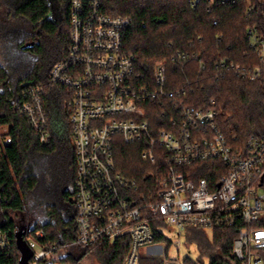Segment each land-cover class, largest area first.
<instances>
[{
    "label": "built area",
    "instance_id": "2783aa9c",
    "mask_svg": "<svg viewBox=\"0 0 264 264\" xmlns=\"http://www.w3.org/2000/svg\"><path fill=\"white\" fill-rule=\"evenodd\" d=\"M238 1L189 0L193 7L205 2L208 8ZM68 5L65 56L50 68L46 83H20L22 89L14 93L12 101L44 144L50 122L45 91L56 88L63 95L73 143L71 194L76 237L72 242L48 243L44 248L39 241L45 232L37 230V249L32 250L28 264H41L69 248L86 249L101 241L113 243L125 238L130 243L123 264H140V247L158 243L150 221L155 216L162 219L156 228L165 238L171 228L179 238L188 228L212 232L214 227L240 220L243 225L232 254L240 264H264L260 255L264 228L253 226L264 215V136L252 135L240 145L217 122L214 109L195 108L188 103L185 90L167 87L164 62L154 67L151 79L137 74L133 56L123 51L129 18L104 13L101 0H69ZM258 5L264 20V0H258ZM247 9L252 11L253 5ZM246 35L258 64L221 61L219 67L241 79L259 82L264 90V38L255 27L248 28ZM157 109L168 129H158L153 135ZM116 135L126 144H143L141 157L150 164L157 161L156 148L162 149L163 174L156 192L149 193L145 203H138L131 194L138 191L133 189L135 183L115 170ZM200 162H209L217 175L213 179L194 178V165ZM9 234V230L0 229V252H10L13 242ZM169 241L179 246V240Z\"/></svg>",
    "mask_w": 264,
    "mask_h": 264
},
{
    "label": "trees",
    "instance_id": "16d2710c",
    "mask_svg": "<svg viewBox=\"0 0 264 264\" xmlns=\"http://www.w3.org/2000/svg\"><path fill=\"white\" fill-rule=\"evenodd\" d=\"M48 1L0 0V20L11 27L19 21L23 23L24 26L19 25V31L28 34L31 42H21L18 48L35 55L29 73L16 81L8 68L0 64V229L9 230L13 242L9 253L0 252V264H21L22 255L16 238L18 230L34 234L43 229L45 238L39 243L44 248L48 243L72 242L76 237L74 219L63 217L55 193L52 198L56 202L44 206L40 219L32 220L28 228L21 224L25 220L24 212L37 206L33 194L41 177L42 162L59 150L64 155L63 165L68 156L69 175L66 179L61 176L63 182H58L54 191H63L65 201L70 199L71 193L72 147L68 141L56 139L50 122L48 141L40 143L38 133L17 113L12 101L14 93L22 89L20 83H46L50 68L66 54L69 0H57L61 6L59 23L47 18L52 6ZM249 4L253 5L252 11L247 9ZM101 9L108 15L131 20L123 35V51L133 56L137 74L151 79L154 67L164 62L167 87L185 90L188 103L195 108L214 109L217 122L226 132L232 133L228 135L235 136L240 145L252 135L264 136L262 85L241 79L234 72H225L219 67L221 61L239 65L258 64L249 50L246 35L248 28L255 27L264 38V20L258 0H239L234 5L215 4L210 8L205 2L193 7L189 0H101ZM179 55H186V60ZM43 98L50 121L51 113L57 111L68 133V115L60 89L47 87ZM158 111L154 110L153 135L158 129H168ZM113 138L115 170L135 183L133 189L138 191L131 194L137 202H147L146 197L156 192L157 181L163 174L162 149L156 148L157 161L150 164L141 157L143 144H126L117 135ZM194 168V178L208 176L213 179L218 173L213 172L209 162H200ZM261 188L264 191V171ZM161 220L158 216L150 219L156 242L169 245L170 241L156 228L162 224ZM242 225L240 220H236L232 225L214 227L211 239L203 229L188 228L187 237L195 242L200 258L198 262L187 258L183 264H204L201 257H207L209 264H240L232 254V248ZM253 226L264 228V215ZM22 239L25 240V235ZM129 243L128 238L113 243L101 241L86 249L76 247L80 254L69 248L41 264L57 261L79 264L88 255L98 264H123ZM260 255L264 262V250ZM140 264H165V260L158 256H143Z\"/></svg>",
    "mask_w": 264,
    "mask_h": 264
},
{
    "label": "rangeland",
    "instance_id": "374dc122",
    "mask_svg": "<svg viewBox=\"0 0 264 264\" xmlns=\"http://www.w3.org/2000/svg\"><path fill=\"white\" fill-rule=\"evenodd\" d=\"M51 8V13L47 18L55 23H59L61 21V6L57 0H55V5L52 4ZM19 25L24 26L20 21L13 24L12 27L10 25L6 26V24L0 20V63L8 68L14 81H16L17 78L27 75L31 70L33 60H35L34 54L18 48L21 42L25 44L31 42V37H29L28 34L19 31ZM55 114L58 115V112L55 111L51 113V115ZM58 128L60 129L59 125ZM61 132L63 133L65 141H68L70 146L73 147L70 133H67L64 129ZM63 156V153L59 150V153L56 152L48 156L45 161L42 162L41 177L33 194L37 206L24 212L23 217L25 220L21 223L22 226L26 224L28 228L32 220L40 219L44 214V206L56 202L52 198L54 197V187L58 182H63L62 177L65 176L66 179L69 175L68 156H66V159L64 157V165L62 164ZM187 233L188 230L183 232L178 238L176 230L171 228L170 231L166 232V237L173 242L179 240V246L175 243L173 244L171 241L169 245L158 242L152 245L142 246L139 249L140 256H158L165 260V264H183L184 260L187 258L191 261L198 262L200 255L196 244L194 241H189ZM204 233L207 235L208 239H211L210 230L206 229ZM24 241L26 251L37 249V242L34 239L33 232H27ZM73 250H75L77 254H80L77 248H73ZM201 260L204 264H209V259L207 257H201ZM79 264H98V262L88 255L83 258Z\"/></svg>",
    "mask_w": 264,
    "mask_h": 264
},
{
    "label": "crops",
    "instance_id": "0c3cea01",
    "mask_svg": "<svg viewBox=\"0 0 264 264\" xmlns=\"http://www.w3.org/2000/svg\"><path fill=\"white\" fill-rule=\"evenodd\" d=\"M1 64V63H0ZM58 122V123H57ZM57 123V124H56ZM58 125L60 126L61 131H63V129L66 131V127L65 124L61 118V114L58 115H52L51 116V121H50V127L53 130L54 135L56 136V139L59 141H65V138H63V133L60 131V129L58 128ZM72 151H73V147H72ZM58 189V188H57ZM55 194H57V204L59 203L58 207L60 208V210L63 212V217L65 219H72L73 218V208L70 207L64 200V196H63V191H54Z\"/></svg>",
    "mask_w": 264,
    "mask_h": 264
},
{
    "label": "water",
    "instance_id": "95a60500",
    "mask_svg": "<svg viewBox=\"0 0 264 264\" xmlns=\"http://www.w3.org/2000/svg\"><path fill=\"white\" fill-rule=\"evenodd\" d=\"M263 181V178H261V182ZM23 235H25V232H22L21 230H18L16 232V238H17V246L21 252V264H28L29 259L32 256V251H26L25 249V241L22 239Z\"/></svg>",
    "mask_w": 264,
    "mask_h": 264
},
{
    "label": "flooded vegetation",
    "instance_id": "af4514ba",
    "mask_svg": "<svg viewBox=\"0 0 264 264\" xmlns=\"http://www.w3.org/2000/svg\"><path fill=\"white\" fill-rule=\"evenodd\" d=\"M48 2H51V5L53 4V5H55V0H49ZM51 7H50V9H49V14L51 13ZM48 14V15H49ZM74 159H73V157H72V164H71V176H70V180H71V184H70V186H69V188H70V192H71V190H72V182H73V176H74V161H73ZM64 198V197H63ZM69 198L70 199H68V200H66L65 202L70 206V207H72V194L70 193V195H69Z\"/></svg>",
    "mask_w": 264,
    "mask_h": 264
},
{
    "label": "bare ground",
    "instance_id": "6f19581e",
    "mask_svg": "<svg viewBox=\"0 0 264 264\" xmlns=\"http://www.w3.org/2000/svg\"><path fill=\"white\" fill-rule=\"evenodd\" d=\"M74 161V160H73Z\"/></svg>",
    "mask_w": 264,
    "mask_h": 264
}]
</instances>
